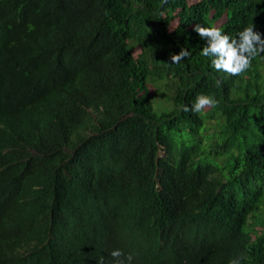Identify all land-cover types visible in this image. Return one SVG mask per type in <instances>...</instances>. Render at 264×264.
<instances>
[{
    "label": "trees",
    "instance_id": "16d2710c",
    "mask_svg": "<svg viewBox=\"0 0 264 264\" xmlns=\"http://www.w3.org/2000/svg\"><path fill=\"white\" fill-rule=\"evenodd\" d=\"M252 23L264 0H0V264H264V55L217 71L193 30Z\"/></svg>",
    "mask_w": 264,
    "mask_h": 264
},
{
    "label": "clouds",
    "instance_id": "9594fccd",
    "mask_svg": "<svg viewBox=\"0 0 264 264\" xmlns=\"http://www.w3.org/2000/svg\"><path fill=\"white\" fill-rule=\"evenodd\" d=\"M167 3V0H163ZM255 25L245 27L236 37L224 34L222 29L215 26L205 27L201 24L194 26V31L206 41L202 48L201 54L205 57H215L212 60V65L217 71L230 74L232 76H239L251 67V61L261 55H264V38L262 34L255 31ZM190 52L181 48L179 53L171 54L170 61L172 64H179L190 56ZM221 82L217 80L219 85ZM217 101L214 97L200 94L196 97L195 103L189 107L182 106L185 112H197L214 107ZM110 255L114 258L115 264H131L133 255L131 253L125 256L120 249L111 251ZM247 259L244 253L239 254L229 261V264H241L243 260ZM103 258L98 261L102 264Z\"/></svg>",
    "mask_w": 264,
    "mask_h": 264
},
{
    "label": "rangeland",
    "instance_id": "374dc122",
    "mask_svg": "<svg viewBox=\"0 0 264 264\" xmlns=\"http://www.w3.org/2000/svg\"><path fill=\"white\" fill-rule=\"evenodd\" d=\"M135 50H136V49H135ZM149 88H150V89H151V91H152V89H153V88H152V86H150Z\"/></svg>",
    "mask_w": 264,
    "mask_h": 264
}]
</instances>
